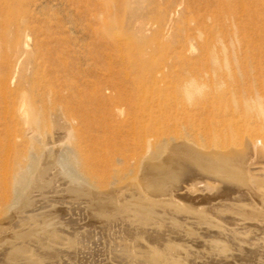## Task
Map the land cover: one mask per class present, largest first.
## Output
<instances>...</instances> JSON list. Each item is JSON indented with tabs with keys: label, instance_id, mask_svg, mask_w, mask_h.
Returning <instances> with one entry per match:
<instances>
[{
	"label": "bare ground",
	"instance_id": "1",
	"mask_svg": "<svg viewBox=\"0 0 264 264\" xmlns=\"http://www.w3.org/2000/svg\"><path fill=\"white\" fill-rule=\"evenodd\" d=\"M133 63L128 64L131 67ZM259 68L256 70L261 72ZM257 87H261L260 83ZM28 89L33 93L32 102L38 105L40 116L25 120L20 127L15 112L19 110L22 114L23 111L14 108L10 114L11 124L6 122L0 133V264H51L53 261L56 264H187L182 258L186 257L184 245L188 243L199 256L204 250L206 255L210 249L217 250L220 257L209 259V264H264V129L263 141L247 138L242 149L231 148L225 152L203 153L184 142L185 135L182 143L174 141L171 135L177 119L175 114L187 112V105L200 108L199 112L202 110L205 115H208L205 111L211 109L218 108L219 112V107L233 112L234 104L241 105L236 99V90L202 97L188 91L182 102L161 93L157 100L149 102L143 89L135 96L119 93L114 103H106L102 96L95 97L101 101L93 99L95 103L88 108L74 99L71 86L61 91L48 80H32ZM253 100L249 104L245 98L246 110L255 109L258 103ZM4 105L8 106L6 100ZM27 108L26 103L25 115ZM237 111L236 117L241 112ZM261 113L258 117L264 118ZM100 137L106 140V145L118 142L117 147L120 145L121 149L127 147L128 140L132 141L135 155L144 159L141 180H129L127 185L114 186L107 193L100 190V183L107 180L100 171L110 165L89 155L101 142H97ZM25 138L29 139V152L21 151ZM146 146L151 151H146ZM175 157L231 190L228 194L213 195L218 184L201 180L202 184L197 182L187 188L189 195L197 190L210 193L205 192L204 199L195 194V204L177 200L172 188L170 192L164 188L170 194L166 197L163 186L174 177L167 169ZM62 186L65 188H60ZM103 200L110 202L107 205L114 204L112 217L114 214H130V217H123L119 222L105 215L107 211L97 213ZM58 209H64L66 214L60 215ZM152 210L162 212L163 217L171 220L153 216ZM140 212H149V215L143 216ZM183 213L201 221L199 227L189 228L186 223L189 217L183 222ZM94 218L98 220L94 222ZM105 218L106 222L99 221ZM131 221L139 223L138 229L127 234ZM143 224L151 229L142 231ZM190 233L196 237H188ZM187 255L192 257V251ZM204 258L208 261V257Z\"/></svg>",
	"mask_w": 264,
	"mask_h": 264
},
{
	"label": "rangeland",
	"instance_id": "2",
	"mask_svg": "<svg viewBox=\"0 0 264 264\" xmlns=\"http://www.w3.org/2000/svg\"><path fill=\"white\" fill-rule=\"evenodd\" d=\"M263 37L264 0H0V133L6 122L11 124L10 114L14 108L23 111L22 114L19 110L15 112L20 127L24 126L25 120L40 116L38 105L32 102L33 93L28 89L32 80H48L61 91L71 86L74 99L83 105L86 104L84 107L88 108L92 102L95 103V97H103L106 103H114L118 100L119 93L135 96L143 89L149 102L157 100L161 93L182 102L188 91L193 92L195 97H202L213 93L227 94L233 89V92L236 90V99L240 100L237 101L241 102V105L238 103L239 107L234 104L233 112L219 107V112L218 108L211 109L212 111H205L208 114L205 115L204 111L199 112L200 108L195 106L194 109L191 105V109L187 105V112L180 111L179 114L178 111L175 114L177 119L174 120L175 129L171 135L177 143H182L187 138L188 141L186 139L184 142L198 147L203 153L225 152L231 148L242 149L247 138L263 141L264 118L258 117L260 112L264 113V110L261 111L262 107L264 109ZM132 61L136 65L133 63L130 67L128 63ZM259 67L261 72L257 71ZM252 69H257V73L251 72ZM245 73L246 75H243ZM253 79L255 81H251ZM259 83L261 87H257ZM253 85L257 88H253ZM242 88L243 90H240ZM242 94H245L244 97ZM252 95L255 98H252ZM249 97L257 101L255 109L253 107L246 110L245 102L250 101L249 104H252ZM5 100L8 102L7 107L4 105ZM26 103L28 117L24 113ZM238 109L241 112L237 111ZM236 111L240 113L237 117ZM199 113L201 114L198 115ZM223 125L225 128H221ZM182 126L185 128L182 129ZM105 141L102 137L98 138L97 142L102 145L99 143L89 154L110 165L106 166L105 171H100L107 178L100 183V190L107 193L114 186L127 185L129 180H141L144 159L141 155H135L132 141L126 142L125 149H121L120 145L117 147L118 142L106 145ZM28 142L29 139L25 138L22 152H29ZM145 150L151 151V148L146 146ZM110 162H113L112 165ZM171 165L167 170L174 177L167 181V187L163 186V189L168 188L167 192H170L172 188L176 194L175 198L178 197L177 200L182 203H192L199 194L204 199L210 193L197 190L189 195L187 188L197 182L218 184L216 192L211 193L213 195L228 194L229 189L231 190L226 184L193 169L185 160L179 161V158L175 157ZM146 192L150 195L149 189H146ZM167 192V196L164 194L166 197L170 196ZM107 204L110 202L103 200L96 212L104 214L107 211L108 214L105 215L112 217L114 204ZM57 211L60 215L66 214L64 209ZM151 212L159 219L171 220L163 217L162 212ZM142 214L149 215V212ZM188 215L183 213V222L187 221ZM120 216L114 214L112 218L121 222L123 217L129 218L130 214ZM190 218L189 222H186L188 227H199L201 221ZM106 219L99 221L106 222ZM97 220L94 218V222ZM132 223V227L129 225L126 228L127 234L138 229L139 223ZM143 226L141 225V228H144L142 231L151 229L146 224ZM190 234L188 237L194 238L195 234ZM188 244L184 245V250L190 255L192 251L193 255L183 256L182 259H186L184 261L187 264H209V259L220 257L217 250L213 249H210V254L206 255L204 250L199 256L196 254L197 250H192L193 246L189 247ZM212 253L217 255L213 256ZM204 257H208V261ZM177 258L179 256L175 257L176 260ZM53 262L51 264H54Z\"/></svg>",
	"mask_w": 264,
	"mask_h": 264
}]
</instances>
